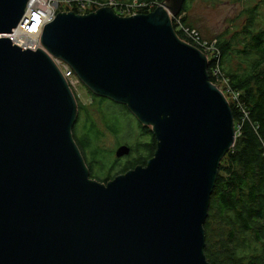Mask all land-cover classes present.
<instances>
[{"label":"water","instance_id":"95a60500","mask_svg":"<svg viewBox=\"0 0 264 264\" xmlns=\"http://www.w3.org/2000/svg\"><path fill=\"white\" fill-rule=\"evenodd\" d=\"M28 1L0 0V264H209L203 226L236 129L206 56L172 25L186 0L129 17L59 13L25 41ZM60 60L152 127L146 167L90 179Z\"/></svg>","mask_w":264,"mask_h":264},{"label":"trees","instance_id":"16d2710c","mask_svg":"<svg viewBox=\"0 0 264 264\" xmlns=\"http://www.w3.org/2000/svg\"><path fill=\"white\" fill-rule=\"evenodd\" d=\"M116 1L131 4L135 0ZM136 1L162 4L167 0ZM185 11L186 4L179 15ZM254 18L251 10L240 34L216 40L221 81L232 93L238 94L237 101L229 102L238 135L233 147L220 161L209 199L203 226V251L209 264H264V27L255 29ZM181 22L187 27L186 19L181 18ZM176 33L181 38L180 33ZM208 65L209 81L219 88L211 74L212 60ZM89 93L93 100L90 107L80 101L77 103L78 116L72 136L90 179L106 185L138 166L146 167L155 155L157 140L153 131L144 127L143 135L148 141L131 148L130 155L136 153L137 158L124 164L120 159H113L97 147L102 134L94 112L116 137L122 135L121 126L128 123V115L132 113L126 105L97 96L90 90ZM111 158L113 160H109Z\"/></svg>","mask_w":264,"mask_h":264},{"label":"rangeland","instance_id":"374dc122","mask_svg":"<svg viewBox=\"0 0 264 264\" xmlns=\"http://www.w3.org/2000/svg\"><path fill=\"white\" fill-rule=\"evenodd\" d=\"M251 10L255 16V29L264 27V0H188L182 18L186 19L188 28L197 31L202 38L210 41L221 37L231 38L240 34L248 22ZM215 79L227 102H231L232 98L225 93V84L221 81L223 77H215ZM74 98L77 103L80 101L86 107H90L93 101L88 88L82 82H80L79 94H75ZM87 110L92 112L90 108ZM93 117L102 134L97 147L110 154L113 159H118L115 157V152L120 146L126 145L134 149L136 145L148 141L143 135L144 127L152 130L151 126H144L131 114L128 115V123L121 126L122 135L116 137L100 122L98 113L94 112ZM112 158L109 160H113ZM135 158L137 154L132 153L120 158V161L124 164Z\"/></svg>","mask_w":264,"mask_h":264},{"label":"built area","instance_id":"2783aa9c","mask_svg":"<svg viewBox=\"0 0 264 264\" xmlns=\"http://www.w3.org/2000/svg\"><path fill=\"white\" fill-rule=\"evenodd\" d=\"M162 4L157 2L138 3L136 0L131 4L118 2L116 0H104L98 3H93L91 0H29L25 9V15L27 19L24 21V33L18 34L17 39H27L36 32H40L44 24L56 17L59 13H68L76 10V14L84 15L95 12L101 8H111L114 12L122 17H129L141 14V11L152 12ZM182 15L173 16L172 24L174 25L175 32L180 33L179 39L184 43L191 45L202 51L204 55L210 56L212 59L213 67L210 69L211 74L214 77H222L219 70V57L220 51L217 47L216 40H206L202 38L199 33L193 29L187 28L181 22ZM209 63V62H208ZM60 70L62 76L68 83L73 94H79L80 80L74 74L73 70L62 60L55 63ZM224 82V81H223ZM225 84V83H224ZM225 93L232 98V101H237L238 94L232 93V91L225 86ZM78 97V96H77ZM238 132L236 131V136Z\"/></svg>","mask_w":264,"mask_h":264},{"label":"bare ground","instance_id":"6f19581e","mask_svg":"<svg viewBox=\"0 0 264 264\" xmlns=\"http://www.w3.org/2000/svg\"><path fill=\"white\" fill-rule=\"evenodd\" d=\"M93 3H98V2H100L99 0H91ZM172 17H170V19H171ZM202 52V51H201ZM203 53V52H202ZM206 56V55H205ZM206 58H207V62H209L210 60H212V59H210V56H206ZM209 66V65H208ZM74 95V94H73Z\"/></svg>","mask_w":264,"mask_h":264},{"label":"flooded vegetation","instance_id":"af4514ba","mask_svg":"<svg viewBox=\"0 0 264 264\" xmlns=\"http://www.w3.org/2000/svg\"><path fill=\"white\" fill-rule=\"evenodd\" d=\"M188 0L185 1L184 5L187 3Z\"/></svg>","mask_w":264,"mask_h":264},{"label":"clouds","instance_id":"9594fccd","mask_svg":"<svg viewBox=\"0 0 264 264\" xmlns=\"http://www.w3.org/2000/svg\"><path fill=\"white\" fill-rule=\"evenodd\" d=\"M73 93V92H72Z\"/></svg>","mask_w":264,"mask_h":264}]
</instances>
